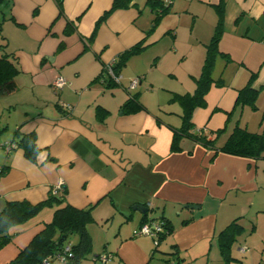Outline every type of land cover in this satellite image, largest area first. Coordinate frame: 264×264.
Here are the masks:
<instances>
[{"label":"crops","instance_id":"1","mask_svg":"<svg viewBox=\"0 0 264 264\" xmlns=\"http://www.w3.org/2000/svg\"><path fill=\"white\" fill-rule=\"evenodd\" d=\"M3 1L0 53L10 54L19 71L14 89L0 96V121L7 120L0 126V168L8 165L0 175V210L8 201H43L61 183L57 194L66 189L65 202L76 208L93 206L88 255L110 253L112 264L223 260L218 235L235 219L243 227L239 252L248 250L245 237L260 228L264 242V153L251 158L215 152L184 137L181 149L171 150L182 106L169 94L194 92L205 45L217 22L215 5L221 0H194V8L183 10L191 16L194 34L188 52L177 45L179 30H173L172 37L165 30L162 37L156 35L146 0L113 10L97 26L113 0H63V14L54 0H0V6ZM171 3L169 9L176 15V2ZM222 3L218 48L231 60L217 57L213 78H221L223 84H211L205 106L196 107L191 118L198 129L207 131L228 123L217 146L240 120L237 108L226 122L238 90L253 72V87L264 86V0ZM68 22L75 30L66 34ZM175 25H183L179 14ZM139 41L147 46L119 64L121 78L114 82L105 67L117 65L119 55ZM58 76L65 80L62 87L54 85ZM160 76L166 79L163 95L156 91ZM135 78L138 84L128 89ZM138 88L143 109L124 112L123 103ZM16 130L35 131L40 148L36 162L14 147ZM55 208L44 206L17 227L0 248V264L16 257ZM148 219H167L173 227L157 247L150 236L134 234ZM232 257L231 263L243 264ZM256 264H264V256Z\"/></svg>","mask_w":264,"mask_h":264},{"label":"trees","instance_id":"2","mask_svg":"<svg viewBox=\"0 0 264 264\" xmlns=\"http://www.w3.org/2000/svg\"><path fill=\"white\" fill-rule=\"evenodd\" d=\"M59 14H63V0H54ZM132 0H113V3L109 10L105 11L103 16L96 22L108 16L113 10L118 8H127L131 5ZM223 0L216 4L217 10V22L210 41L205 45V56L201 67V72L196 77V87L192 94H179L173 93L171 99L176 100L182 106L181 112V125L173 130V138L171 142V150L179 151L181 149L179 141L182 137L188 138L194 142L201 143L207 147L215 149V152H225L232 155L259 158L264 153V133L250 131L246 126L240 125L239 121H235V124L228 134L226 140L217 146V138L224 130L228 123L221 129L215 131H207L202 128H197L192 122V112L196 107L205 106V94L208 92L212 83L221 86L223 81L221 78H213V69L217 57L225 58L226 61H230V57L227 53L221 52L218 48V42L220 34L222 32L223 25ZM145 4L149 7L153 13V24L169 10L171 0H146ZM157 6H160L157 9ZM74 27L68 22L65 28V33L72 32ZM94 33L89 37L88 41H91ZM147 46L145 41H139L132 45L119 55V62L117 65L112 66L115 73H118V66L128 56L139 52ZM19 71V66L15 59L10 54L0 53V96L11 92L14 85V77ZM257 73L253 72L245 86L238 90V94L234 103L233 109L227 113V120L236 111L237 108H242L244 105H254L255 98L259 92V89L253 87V81ZM124 112H131L143 109L142 104L139 101V93H134L123 103ZM4 128L0 129L3 130ZM14 147L23 149L24 156L32 161L36 162L37 155L40 148L36 144V133L30 131L27 133H21L16 130L13 138ZM10 151V150H9ZM10 153V152H9ZM8 168L5 164L0 168V175L4 174ZM66 189L63 190V194H57L50 192L47 198L36 204H32L28 201H8L4 207L0 210V248L8 243L12 237L17 233V227L31 218L35 217L44 206H56L50 220L44 222L43 229L38 232L29 243L19 251L14 259L6 264H40L42 259L55 251L62 250L65 245H70L72 257L68 263L82 264L81 262L91 251L92 239L87 231V225L94 220L92 209L93 206L84 208H76L64 201V194ZM161 223L163 230L158 235V243L154 244L157 247L160 241L169 233L173 231L172 225L167 219H153ZM146 221V220H145ZM144 222V221H143ZM243 232V227L235 219L230 224L220 231L218 235L219 251L225 263L232 260L231 247L237 237ZM65 235L63 240L60 238ZM70 235H76L77 241L72 243L68 241ZM100 254V253H99ZM98 255V254H97ZM94 260V259H93ZM96 261V259L94 260ZM98 261V260H97ZM182 264V263H180Z\"/></svg>","mask_w":264,"mask_h":264},{"label":"rangeland","instance_id":"3","mask_svg":"<svg viewBox=\"0 0 264 264\" xmlns=\"http://www.w3.org/2000/svg\"><path fill=\"white\" fill-rule=\"evenodd\" d=\"M171 1L176 2V7H177L176 12L178 13L174 15L173 11L169 9L167 12L162 14V16L156 21L155 28H157V30L155 33L156 35L158 34V36L162 37L163 36L162 32L165 30L164 34L169 37H172V34L174 33V31L176 29L179 30L178 39H181V40L177 42V45L179 46L180 49H184L186 50V52H188L189 49H191V45H193V43L190 44V41H192L191 39L193 38L194 34L191 33L192 26H190V22H189V19H191V16L190 18H187L188 13L187 11H183V10H187L189 6H191L190 8H194L193 3L195 1L194 0L192 1L191 0H171ZM5 3L6 1H3L0 8H2L3 5L5 6ZM159 8L160 6H157V9ZM177 14L180 15V21H182L183 25H179V26L175 25L176 20H177ZM170 26H171V29L170 30L167 29ZM195 29H196V26H195ZM180 31L183 32L182 35L180 34ZM195 31L196 30H194V32ZM213 73H215L214 70H213ZM155 80H156L155 84L157 88L156 91L160 95H163V93L165 92H163L164 90L161 88V86H164L166 84V79L160 76L158 77V79H155ZM139 87H143V85L141 86L139 85ZM154 87L155 85H152V86L148 85V88H154ZM136 92L140 93L141 89L138 88ZM169 95L172 96V93H170ZM254 105L255 106L246 104L242 108H239V112H238L239 113L238 117L240 119L239 124L243 126L246 125L247 128L253 132H264V86L260 88L257 94V97L255 98ZM6 122L7 120L5 121V119L4 120L2 119V121H0V126H5L7 124ZM0 142H1L0 144H4V139H2V137H0ZM242 237L243 235H240L237 238L236 242L233 243L231 247L232 255L238 257L243 262V264H251V262H255V264L258 263L259 257L264 256V242L261 240V238L263 237L261 228L260 230L256 231L253 235H248L245 237V243L248 246V250L244 253H241L238 250V245L240 243V240H242L241 239ZM76 240H77L76 235H70L68 237L69 242L74 243L76 242ZM99 251H101V249L97 250L96 252H99ZM93 256H94L93 253L90 255H87L86 258L83 260V264H102L99 261H94L92 258ZM231 262L232 260H229L228 263H225L224 260H220V258L217 257V259L216 260L214 259L212 263L210 264H240V263H231ZM107 264H112V262L110 263L108 262ZM198 264H206V263H198Z\"/></svg>","mask_w":264,"mask_h":264},{"label":"built area","instance_id":"4","mask_svg":"<svg viewBox=\"0 0 264 264\" xmlns=\"http://www.w3.org/2000/svg\"><path fill=\"white\" fill-rule=\"evenodd\" d=\"M106 74L112 79L114 82L120 81V74L115 73V71L112 69L111 65H107L105 67ZM65 80L63 77L58 76L57 79L54 81L55 87H62ZM139 82L138 78H135L131 81L130 85L128 86V89L134 88ZM9 145L8 147H10ZM61 188V183H59L56 187L52 189L53 193H58L59 189ZM163 227L161 223H159L156 220L148 219L141 223V225L138 227V229L135 230L134 234H143L150 236L154 244L158 243V235L160 232H162ZM70 257H72L71 247L70 245H65L62 250L55 251L54 253L48 255L47 257L43 258L40 264H53L54 261H58L60 264H66L70 260ZM93 259L96 261L98 260L102 264H107V262L110 260V253H100L98 255L93 256Z\"/></svg>","mask_w":264,"mask_h":264},{"label":"water","instance_id":"5","mask_svg":"<svg viewBox=\"0 0 264 264\" xmlns=\"http://www.w3.org/2000/svg\"><path fill=\"white\" fill-rule=\"evenodd\" d=\"M139 209L142 210V212H146V210H147L146 207H140ZM64 237H65V235H63V236L60 238V240H63Z\"/></svg>","mask_w":264,"mask_h":264}]
</instances>
